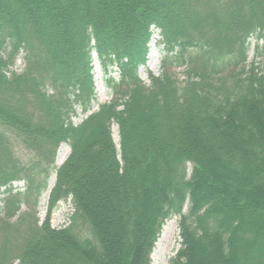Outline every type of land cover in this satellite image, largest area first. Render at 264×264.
Segmentation results:
<instances>
[{
    "label": "trees",
    "instance_id": "trees-1",
    "mask_svg": "<svg viewBox=\"0 0 264 264\" xmlns=\"http://www.w3.org/2000/svg\"><path fill=\"white\" fill-rule=\"evenodd\" d=\"M93 53L119 75L75 125L95 99ZM20 179L1 198L0 264H150L173 216L171 264H264V0H0V187ZM67 199L70 222L52 228Z\"/></svg>",
    "mask_w": 264,
    "mask_h": 264
},
{
    "label": "rangeland",
    "instance_id": "rangeland-1",
    "mask_svg": "<svg viewBox=\"0 0 264 264\" xmlns=\"http://www.w3.org/2000/svg\"><path fill=\"white\" fill-rule=\"evenodd\" d=\"M148 56L147 61L144 65L139 67V76L144 83H149L148 74L158 75L160 72V61L163 56V47L160 43V37L158 30L153 29V33L148 45ZM253 44H251L248 59L253 57ZM92 74L94 79L95 87V99L90 103L87 111H82L79 106H75V113L71 118L73 124L80 123L90 112L97 110L100 103H103L110 99L111 89L108 85V78L114 77L115 80L118 78V70L115 66L109 68L108 73H104L102 66L95 53L92 54ZM24 68L23 53L18 54L13 66L10 70L20 72ZM182 68H176L175 71L179 74L180 79H183ZM112 134L115 142L118 141L117 126L112 125ZM70 152V146L65 143H61L56 152L54 166L57 168L63 160L68 156ZM18 157L23 160L29 159L32 155L24 153L20 148H16ZM55 173L52 171L50 176L46 180V189L41 193L38 198L37 212L40 221H43L46 216L47 203L49 198V192L54 184ZM23 180H21L22 184ZM24 185V183H23ZM4 197V193L0 191V205L2 206L1 198ZM69 199L61 200L58 202L57 207L50 213L48 222L52 228H61L66 226L70 220L71 205ZM27 208V207H26ZM22 209H25L23 207ZM186 209V208H185ZM178 216H173L167 220L162 226L160 235L155 243V246L150 254V264H171V259L176 255L180 248V237L178 228Z\"/></svg>",
    "mask_w": 264,
    "mask_h": 264
}]
</instances>
